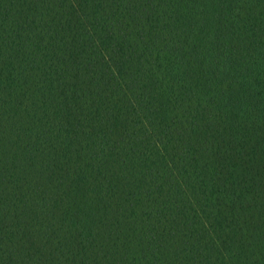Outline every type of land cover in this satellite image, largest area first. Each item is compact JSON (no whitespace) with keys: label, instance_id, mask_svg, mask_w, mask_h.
<instances>
[{"label":"trees","instance_id":"16d2710c","mask_svg":"<svg viewBox=\"0 0 264 264\" xmlns=\"http://www.w3.org/2000/svg\"><path fill=\"white\" fill-rule=\"evenodd\" d=\"M0 264H264V0H0Z\"/></svg>","mask_w":264,"mask_h":264}]
</instances>
